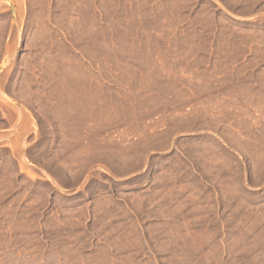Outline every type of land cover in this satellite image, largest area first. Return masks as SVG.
<instances>
[{
	"label": "rangeland",
	"instance_id": "obj_1",
	"mask_svg": "<svg viewBox=\"0 0 264 264\" xmlns=\"http://www.w3.org/2000/svg\"><path fill=\"white\" fill-rule=\"evenodd\" d=\"M0 264H264V0H0Z\"/></svg>",
	"mask_w": 264,
	"mask_h": 264
}]
</instances>
